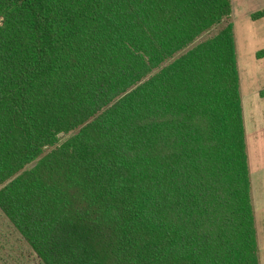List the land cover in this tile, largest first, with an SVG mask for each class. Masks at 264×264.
<instances>
[{
	"label": "trees",
	"instance_id": "16d2710c",
	"mask_svg": "<svg viewBox=\"0 0 264 264\" xmlns=\"http://www.w3.org/2000/svg\"><path fill=\"white\" fill-rule=\"evenodd\" d=\"M231 12L0 0V211L39 263L259 264L232 23L190 46Z\"/></svg>",
	"mask_w": 264,
	"mask_h": 264
},
{
	"label": "rangeland",
	"instance_id": "374dc122",
	"mask_svg": "<svg viewBox=\"0 0 264 264\" xmlns=\"http://www.w3.org/2000/svg\"><path fill=\"white\" fill-rule=\"evenodd\" d=\"M231 4L230 17L197 37L190 46L212 36L227 22L232 23L257 255L259 264H264V96L259 94L264 88V57L255 55L264 48V17L257 20L250 17L252 12L264 7V0H231ZM68 135L60 134L59 140ZM49 149L46 148L44 153ZM0 264H41L1 211Z\"/></svg>",
	"mask_w": 264,
	"mask_h": 264
}]
</instances>
